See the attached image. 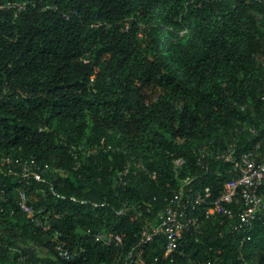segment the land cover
<instances>
[{"label": "trees", "instance_id": "16d2710c", "mask_svg": "<svg viewBox=\"0 0 264 264\" xmlns=\"http://www.w3.org/2000/svg\"><path fill=\"white\" fill-rule=\"evenodd\" d=\"M238 122L264 126V0H0V160L49 165L43 182L25 188L30 204L53 212L48 233L18 211L0 212V264L116 263L165 208L175 158L188 163L183 177L222 193L228 167L202 171L192 149L228 143ZM158 129L171 148L154 141ZM72 144L87 154L75 158ZM108 145L115 150L90 153ZM138 160L158 178L132 174L115 191V175ZM19 181L0 165L11 200ZM219 222L188 237L185 258L166 259L156 237L144 264H264L261 230L242 245V233ZM54 232L73 260L56 256ZM101 232L123 244L97 243ZM24 242L48 246L53 258Z\"/></svg>", "mask_w": 264, "mask_h": 264}, {"label": "built area", "instance_id": "2783aa9c", "mask_svg": "<svg viewBox=\"0 0 264 264\" xmlns=\"http://www.w3.org/2000/svg\"><path fill=\"white\" fill-rule=\"evenodd\" d=\"M114 150L111 145L95 146L90 153H108ZM80 152H88L87 147L82 144L71 145V154L75 158L79 157ZM192 156L193 165L202 171L209 172L213 162L228 167L227 173L232 178L224 185L222 193L215 196L210 187H198L194 184V178L183 177L182 170L188 163L183 157L175 158L172 162V173L178 184L176 187L168 184L171 194L165 198V208L157 213L154 222H148L139 244L132 246L128 253L114 264H144L145 245L160 236L166 240V259L174 255L185 258L183 243L189 236L203 235V224L206 222L218 220L223 224L225 220L230 221L232 232L242 233V245L252 240L256 230L264 233V126L238 122L231 130L228 143L216 139L206 140L193 147ZM0 165L7 173L18 175L19 183L24 186L18 189L15 201L11 200L5 184L0 185V212L13 215L18 211L43 233L50 232L53 212L46 207L30 204V196L25 188L31 185L32 180L43 182V176L50 170L49 165L40 163L33 156L5 157L0 160ZM132 167L135 169L132 170ZM139 172L147 174L151 180L158 178L156 171H150L142 160H138L129 163L115 175L114 190L126 189L129 177L132 174L136 176ZM54 216L60 218L58 215ZM95 240L106 247L123 244V237L113 232L98 233ZM52 242L59 259L71 261L76 257L60 234L54 232ZM1 250L0 242V252Z\"/></svg>", "mask_w": 264, "mask_h": 264}, {"label": "rangeland", "instance_id": "374dc122", "mask_svg": "<svg viewBox=\"0 0 264 264\" xmlns=\"http://www.w3.org/2000/svg\"><path fill=\"white\" fill-rule=\"evenodd\" d=\"M254 15L257 16L258 19H261L262 18L260 15H256V14H254ZM153 138H154V141L156 143H162L167 148H171L172 147V146H170L168 144L169 142L165 140L166 134L161 129H158V130H156L154 132ZM22 245L24 247H28V246L29 247H33L34 249H36V251H38L39 256L41 258H43V259H51V258H53V256L49 252L48 246H44V245H40V244H35V243H29V242H24V243H22Z\"/></svg>", "mask_w": 264, "mask_h": 264}]
</instances>
